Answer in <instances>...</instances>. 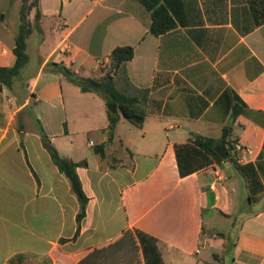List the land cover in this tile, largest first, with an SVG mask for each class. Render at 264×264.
<instances>
[{"label": "crops", "instance_id": "0c3cea01", "mask_svg": "<svg viewBox=\"0 0 264 264\" xmlns=\"http://www.w3.org/2000/svg\"><path fill=\"white\" fill-rule=\"evenodd\" d=\"M20 1L0 0V67L16 64ZM141 1L40 0L45 56L0 89V264H199L226 244L231 264H264V0H158L175 24L160 36ZM118 47L135 55L116 88L146 120L139 129L118 110L112 137L109 104L48 66L101 77ZM195 135L239 144L242 161L214 159ZM48 143L88 162L80 225Z\"/></svg>", "mask_w": 264, "mask_h": 264}, {"label": "trees", "instance_id": "16d2710c", "mask_svg": "<svg viewBox=\"0 0 264 264\" xmlns=\"http://www.w3.org/2000/svg\"><path fill=\"white\" fill-rule=\"evenodd\" d=\"M144 6L152 13V23L150 32L155 36L163 35L175 26L173 18L160 6L158 0H142ZM42 11L40 0H21L19 10V26L16 32V43L14 54L16 56V64L13 67H0V83L10 90H13L16 81L20 78L23 69L30 61L28 53V40L35 33L42 34L41 28ZM135 52L133 47H118L109 56L110 64L104 68L101 77L95 76H80L76 74L71 68L64 64L52 63L48 67L50 70L58 75L68 79L72 84L77 86L83 93H95L102 97L107 104H116L123 116V118L131 123L133 126L142 129L146 120V115L136 107L137 100L130 97L116 88V76L119 70L134 58ZM109 125L108 132L113 137L117 124L121 119L119 113H112L108 110ZM225 137H227L225 135ZM200 150L221 161L223 158L216 152V147L219 144L229 145L226 150L231 157V151L235 150V145L232 142H226L225 139L215 140L213 138L195 135L190 139ZM53 162L58 169L69 179L72 190L80 202V212L77 216L78 224L86 216V209L89 198L84 192L82 182L78 174L79 167H87L86 160L75 162L72 159L62 157L58 150L50 143L46 144ZM105 145L96 147L95 151L102 157H105ZM212 239H224L225 235L222 233H209ZM218 255H215L217 257ZM24 255H18L11 259L9 264H23L25 261Z\"/></svg>", "mask_w": 264, "mask_h": 264}, {"label": "rangeland", "instance_id": "374dc122", "mask_svg": "<svg viewBox=\"0 0 264 264\" xmlns=\"http://www.w3.org/2000/svg\"><path fill=\"white\" fill-rule=\"evenodd\" d=\"M17 15H18V6H16V7L12 6L10 12L8 13V19L6 22H8L10 19L16 18ZM43 41H44V38L38 32H35L30 37V39L28 40V53L30 55V61H29L28 65L23 69L21 77L30 76L39 67L40 62H41V58L43 56H45V51H43L42 48H40L41 42H43ZM63 78L66 79L65 77H63ZM66 80H68V79H66ZM128 127H130V129H132V131H137L135 128H133L132 126H130L127 123V129H128ZM128 131H129V129L126 132H128ZM81 136L85 140H96L97 141V139H95V135L90 134V133H86V134H83ZM220 221H222V220H220ZM224 226H228V224H225ZM214 233H217V232H214ZM208 245H209V242L207 243L206 246H208ZM230 249H231V245L226 244L224 247V250L221 253H218V252L216 253L215 250H211L210 252L205 253L201 259H206V258H208V256H209V258L207 260L200 262L199 264H231L230 259L227 258V254L229 253ZM215 255H218V256L215 257ZM23 264H25V263H23Z\"/></svg>", "mask_w": 264, "mask_h": 264}, {"label": "water", "instance_id": "95a60500", "mask_svg": "<svg viewBox=\"0 0 264 264\" xmlns=\"http://www.w3.org/2000/svg\"><path fill=\"white\" fill-rule=\"evenodd\" d=\"M108 109L114 114H116L119 110L116 104H109ZM216 152L218 153V155H220L223 158H227L229 155V153L226 151V148L223 145H218L216 147Z\"/></svg>", "mask_w": 264, "mask_h": 264}, {"label": "built area", "instance_id": "2783aa9c", "mask_svg": "<svg viewBox=\"0 0 264 264\" xmlns=\"http://www.w3.org/2000/svg\"><path fill=\"white\" fill-rule=\"evenodd\" d=\"M2 87V84L0 83V89ZM92 145H94V143H91ZM235 150H236V154H235V160L238 162L242 161V153L244 152V148H242L239 144L235 145ZM208 242H204L203 246H206ZM200 251L198 250V253Z\"/></svg>", "mask_w": 264, "mask_h": 264}]
</instances>
